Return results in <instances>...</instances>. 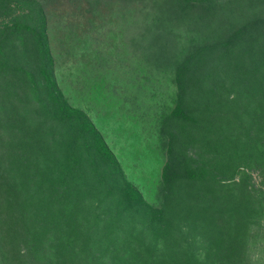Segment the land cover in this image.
<instances>
[{"label": "trees", "instance_id": "1", "mask_svg": "<svg viewBox=\"0 0 264 264\" xmlns=\"http://www.w3.org/2000/svg\"><path fill=\"white\" fill-rule=\"evenodd\" d=\"M234 37L176 74L157 208L60 89L42 6L0 0V264H244L264 221V29Z\"/></svg>", "mask_w": 264, "mask_h": 264}, {"label": "rangeland", "instance_id": "2", "mask_svg": "<svg viewBox=\"0 0 264 264\" xmlns=\"http://www.w3.org/2000/svg\"><path fill=\"white\" fill-rule=\"evenodd\" d=\"M35 1L47 16L53 71L65 97L103 134L127 181L148 203L164 207L176 74L198 50L262 31L264 0L207 8L183 0ZM30 57L37 64L35 51ZM248 240L244 264H264V221Z\"/></svg>", "mask_w": 264, "mask_h": 264}]
</instances>
